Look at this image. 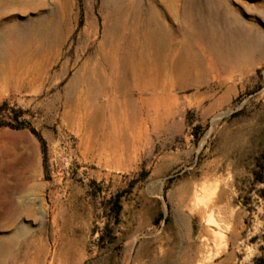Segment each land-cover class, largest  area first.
<instances>
[{
  "label": "rangeland",
  "instance_id": "obj_1",
  "mask_svg": "<svg viewBox=\"0 0 264 264\" xmlns=\"http://www.w3.org/2000/svg\"><path fill=\"white\" fill-rule=\"evenodd\" d=\"M226 4L245 61L136 122L80 84L108 75L103 0H0V264H264V0Z\"/></svg>",
  "mask_w": 264,
  "mask_h": 264
},
{
  "label": "bare ground",
  "instance_id": "obj_2",
  "mask_svg": "<svg viewBox=\"0 0 264 264\" xmlns=\"http://www.w3.org/2000/svg\"><path fill=\"white\" fill-rule=\"evenodd\" d=\"M154 1L103 0L105 37L98 53L108 75H103L101 85L92 78H80L95 99L107 95L109 87L122 92L136 122L149 119L152 110L157 113L159 107L173 105L175 90L189 83L197 85L207 71L220 76L229 70L230 59L240 56L245 61L254 39L226 4L228 0L162 2L171 10L170 18L178 22L170 25H164L163 13ZM117 108L123 115L129 113L114 94L98 108L95 122L102 128L110 124L115 132ZM114 132L109 141L114 147L122 146Z\"/></svg>",
  "mask_w": 264,
  "mask_h": 264
},
{
  "label": "trees",
  "instance_id": "obj_3",
  "mask_svg": "<svg viewBox=\"0 0 264 264\" xmlns=\"http://www.w3.org/2000/svg\"><path fill=\"white\" fill-rule=\"evenodd\" d=\"M34 133L36 134V132H34ZM40 140H41V143H42V146H43V153L45 154L46 153L45 141L42 138H40Z\"/></svg>",
  "mask_w": 264,
  "mask_h": 264
}]
</instances>
